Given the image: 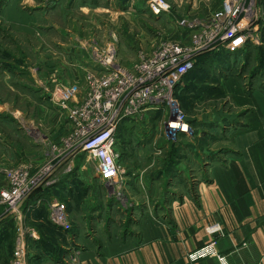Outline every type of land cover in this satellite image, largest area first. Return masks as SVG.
Returning a JSON list of instances; mask_svg holds the SVG:
<instances>
[{
	"label": "rangeland",
	"instance_id": "374dc122",
	"mask_svg": "<svg viewBox=\"0 0 264 264\" xmlns=\"http://www.w3.org/2000/svg\"><path fill=\"white\" fill-rule=\"evenodd\" d=\"M72 1L0 0V199L11 186L7 172L25 167L32 181L42 173L47 176L30 196L39 189L49 190L40 206L48 215L52 199L65 202L71 191H78V198L89 187L118 197L123 190H130L139 201V215H166L173 188L195 189L205 174L203 167L220 163L231 152L228 126L236 122H231V117L221 119L220 123H225L221 128L215 120L208 133L202 131L203 114L212 110L222 111L224 116L236 114L225 84L217 77L229 72L247 92L264 91V0H244L240 21L249 24L255 20L252 28H257L242 32L245 42L234 52L236 47L229 46L232 41L218 40L228 36L230 27L213 35L212 19L224 0H167L172 15L157 18L150 16L143 0L144 15L138 22L134 17L105 12L102 5L86 7ZM192 9L195 13L190 15ZM166 42L190 49L201 42L209 45L194 57L196 64L177 87L176 102L169 110L161 107L146 123H128L124 141L116 146L125 172L119 183L110 187L98 175L94 160L67 146L74 130L69 115L74 104H65L59 90L82 84L83 80L76 82L78 78L84 79L86 70L106 57L110 48L116 49L117 62L129 67L138 62V51L132 48L148 52ZM177 113L188 125V132L169 131L167 123L179 121ZM202 157H206L205 165ZM179 172L189 175L184 186L173 181ZM25 203L21 200L17 206ZM7 207L0 203V217ZM34 208L38 209L37 205ZM49 220L55 226L50 215ZM30 221L25 220L23 226L35 230L40 241L31 239V243L38 242L35 249L29 242L27 264H81L83 255L91 250L101 253L103 246L97 239L93 244L75 241L70 232L47 227L40 230L42 236ZM1 229H5L3 221V233ZM17 230L15 224L13 231H6L10 236L1 242L0 264L12 263Z\"/></svg>",
	"mask_w": 264,
	"mask_h": 264
},
{
	"label": "crops",
	"instance_id": "0c3cea01",
	"mask_svg": "<svg viewBox=\"0 0 264 264\" xmlns=\"http://www.w3.org/2000/svg\"><path fill=\"white\" fill-rule=\"evenodd\" d=\"M57 1L60 0H54V3ZM72 2L86 7L102 5L105 12L134 17V22L144 15L142 0ZM175 3L172 4L174 8L177 7ZM194 13V9L189 11L190 15ZM150 16L156 17L151 13ZM132 49L138 51V48ZM224 75L217 80L225 84V93L233 101L236 114L224 116L222 111L213 110L211 114L205 113L202 131L208 133L207 129H212L211 123L215 120L221 128L225 124L224 121L220 123L221 119L231 117V122L236 121L233 126H228L231 127L228 148L231 152L222 163L203 167L205 174L195 189L173 188L166 215L163 213L165 216L139 215V201L130 190H123L119 197L89 186L78 198V191L70 192V199L65 202L73 239L92 244L97 239L103 246L99 254L94 250L84 254L81 264H222L217 258L197 262L188 259L191 252L214 240L215 237L207 232L214 224L222 228L216 238V247L228 264H264V91L258 88L249 93L239 78L229 72ZM82 80L83 77H79L76 82ZM254 83V87H258L257 80ZM120 138V142L125 139ZM203 160L206 157H202ZM188 180L189 175L184 172L173 178L183 186ZM55 200L59 199H52ZM34 206L23 209L26 221H36ZM29 240L31 247L35 244V249L38 242Z\"/></svg>",
	"mask_w": 264,
	"mask_h": 264
},
{
	"label": "built area",
	"instance_id": "2783aa9c",
	"mask_svg": "<svg viewBox=\"0 0 264 264\" xmlns=\"http://www.w3.org/2000/svg\"><path fill=\"white\" fill-rule=\"evenodd\" d=\"M145 1L156 17L172 13V7L167 0ZM243 2L244 0H224L212 19L213 35L223 27H230L227 29L228 36L218 40L232 41V45L229 46L236 48L245 42L243 36L245 33L242 32L246 28L255 31L257 28H252L255 20H251L249 24H246L245 20L240 21ZM198 44V47L190 49L166 42L148 52L140 49L137 53L138 62L129 67L121 66L116 60V49L110 48L112 50L106 52L109 53L106 57L100 58L97 65L86 70L82 84L59 90L60 98L65 104L68 102L74 104L69 114L74 130L67 146L80 149L89 159L94 160L97 173L106 185L112 187L118 184L125 172L120 162L121 154L116 151L117 144H120L119 128L124 122H149L158 114L161 107L166 111L171 108V103L176 102L173 96L177 87L183 84L185 75L196 64L194 57L209 45L205 42ZM177 114L180 117L179 121L167 123L169 131L188 132V125L181 119V114ZM24 168L7 172L6 178L9 179L11 186L10 189L4 190L0 199V203L8 204L6 212L0 217V222L14 221L18 227L17 246L11 264H27L30 247L28 239L40 240L35 230L23 226L25 221L23 204L17 205L21 200H27V196L40 187L47 176L42 173L32 181ZM42 203L41 198L36 203L37 208H40ZM48 210L55 226L60 231L69 233L72 223L67 204L57 200L50 201ZM4 230L6 228L1 229ZM207 231L215 237L214 240L189 254L190 260L197 262L217 258L222 264H228L216 247V238L222 233V228L214 224Z\"/></svg>",
	"mask_w": 264,
	"mask_h": 264
},
{
	"label": "trees",
	"instance_id": "16d2710c",
	"mask_svg": "<svg viewBox=\"0 0 264 264\" xmlns=\"http://www.w3.org/2000/svg\"><path fill=\"white\" fill-rule=\"evenodd\" d=\"M126 127V128H125ZM125 128V129H124ZM127 126H126V124L124 123V124H122V126H121V128H120V130H119V138L120 137H123V136H125L126 135V133H127ZM121 139V138H120ZM122 141H124V139H122ZM47 191H49V190H46V189H39V190H37L36 192H34L27 200H26V203H25V205H23L22 206V209H27L29 206H34V204H35V202L38 200V199H41V198H45V193L46 194H48L47 193ZM33 217H34V219L36 220V221H30V222H32V226L34 227V225H35V227L34 228H36L38 231H39V233L40 234H42L41 232H40V230H43V229H45L46 227L47 228H53L54 230H59L56 226H54L51 222H50V220H49V218H48V213H47V211H46V209L45 208H38V209H35L34 210V214H33ZM42 222H41V221ZM4 221H6V220H4ZM3 221V224H4V227L6 228V230H4L3 231V233H1L0 232V246H2V244H1V242L2 241H4L6 238H8L9 236H10V233H8V232H6V231H9V230H14V225H15V223H14V221H12V222H9V221H6V222H4ZM42 236H43V234H42ZM42 239V238H41ZM40 241V240H39Z\"/></svg>",
	"mask_w": 264,
	"mask_h": 264
}]
</instances>
